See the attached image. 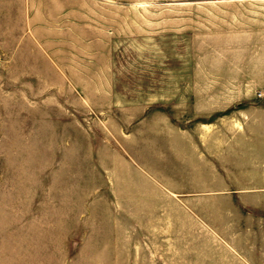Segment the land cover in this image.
<instances>
[{"label":"rangeland","instance_id":"374dc122","mask_svg":"<svg viewBox=\"0 0 264 264\" xmlns=\"http://www.w3.org/2000/svg\"><path fill=\"white\" fill-rule=\"evenodd\" d=\"M0 264H264V0H0Z\"/></svg>","mask_w":264,"mask_h":264}]
</instances>
